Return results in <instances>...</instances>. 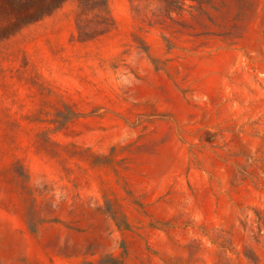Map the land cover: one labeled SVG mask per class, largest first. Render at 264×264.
Here are the masks:
<instances>
[{"label":"rangeland","instance_id":"1","mask_svg":"<svg viewBox=\"0 0 264 264\" xmlns=\"http://www.w3.org/2000/svg\"><path fill=\"white\" fill-rule=\"evenodd\" d=\"M0 264H264V0H0Z\"/></svg>","mask_w":264,"mask_h":264}]
</instances>
